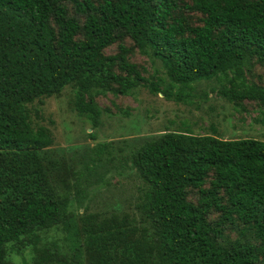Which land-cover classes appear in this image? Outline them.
<instances>
[{"label":"trees","instance_id":"16d2710c","mask_svg":"<svg viewBox=\"0 0 264 264\" xmlns=\"http://www.w3.org/2000/svg\"><path fill=\"white\" fill-rule=\"evenodd\" d=\"M203 81L264 110V0H0V264L24 250L32 264H264V140L184 127L76 154L27 109L69 86L95 129L99 95L191 105ZM124 170L129 212L91 210L89 188Z\"/></svg>","mask_w":264,"mask_h":264},{"label":"rangeland","instance_id":"374dc122","mask_svg":"<svg viewBox=\"0 0 264 264\" xmlns=\"http://www.w3.org/2000/svg\"><path fill=\"white\" fill-rule=\"evenodd\" d=\"M132 60L142 63L147 74L155 69L156 75L163 76L158 60L138 53H134ZM255 71L260 72L259 67ZM214 82L198 83L195 91H205L206 96L191 105L166 100L159 93H148L144 87L136 89L131 95H99L95 101L106 110L101 112L100 123L95 129L90 128L87 119L72 110V90L69 86L56 96L42 97L40 102L33 101L27 109L32 126L44 125L50 130V147H59L69 153L75 150L76 154L96 142H111L113 147H117L125 140L129 142L165 129L184 127L193 134L212 133L214 129V134L222 139L253 137L264 140V110L246 100L242 103L245 110L234 109L215 91L209 90L210 86L216 85ZM88 133H92L94 138H90ZM105 177L108 183L89 188L88 194L92 197L88 202L90 209L117 203L129 212L126 201L135 194L138 180L127 170L118 174L110 171ZM31 255L32 252L24 250L21 255L11 254L10 259L12 264H32Z\"/></svg>","mask_w":264,"mask_h":264}]
</instances>
